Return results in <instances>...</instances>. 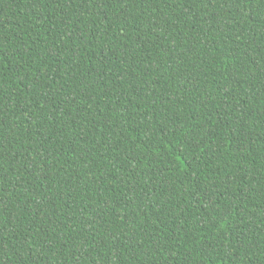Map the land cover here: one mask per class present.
<instances>
[{
    "label": "trees",
    "instance_id": "1",
    "mask_svg": "<svg viewBox=\"0 0 264 264\" xmlns=\"http://www.w3.org/2000/svg\"><path fill=\"white\" fill-rule=\"evenodd\" d=\"M0 264H264V0H0Z\"/></svg>",
    "mask_w": 264,
    "mask_h": 264
}]
</instances>
